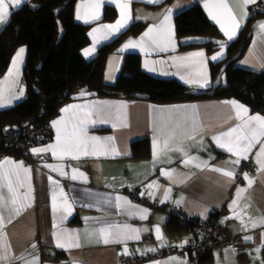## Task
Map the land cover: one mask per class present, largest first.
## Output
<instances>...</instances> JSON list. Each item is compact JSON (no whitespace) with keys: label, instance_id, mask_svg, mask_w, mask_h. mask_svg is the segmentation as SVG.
<instances>
[{"label":"crops","instance_id":"crops-1","mask_svg":"<svg viewBox=\"0 0 264 264\" xmlns=\"http://www.w3.org/2000/svg\"><path fill=\"white\" fill-rule=\"evenodd\" d=\"M29 0H24L23 4ZM95 0H77L74 5V20L89 26V43L81 49L83 57L87 60L94 59L98 49L105 44L112 43L125 30L137 23H143V28L138 33H129L121 40L116 48L109 54L104 70V81L108 84L116 82L126 54H138L141 59L142 69L148 74L165 79H177L182 84L190 87L195 92H204L220 82H224L225 73L223 68L227 62L229 44L239 37L246 28L249 32L248 43L236 61L240 66L259 73H264V36L258 35L257 24L264 22V0H255L249 4L246 11L248 16L242 21L238 34L232 40H228L218 25L209 15L205 8L206 0H161L160 3L150 4L145 0H131V16L129 24L119 32L103 39L105 30L103 25L114 24L120 18V9L117 4L123 0H102L100 4L99 18L97 20L78 19V13L84 15L86 11L82 5L93 3ZM234 12L239 17L242 15L241 8L234 0H229ZM199 4L210 22L219 31V37L213 39L205 35H189L180 37L176 26V16L181 12ZM255 4L260 5V12L253 14L252 8ZM19 7L12 8V11ZM110 9V17L105 16V11ZM171 10V26L174 33L175 47H169L168 51L146 53L140 48H125L129 42H138L147 29L157 25L163 18L165 10ZM116 12V14H112ZM0 24V32L7 24ZM94 29H101L94 32ZM224 41V55L217 61L207 59L221 51L218 43L211 44L210 41ZM25 52L22 62L19 63V73L16 77L17 83L8 93L11 103L0 106V111L11 108L27 96V83L24 78V65L28 54L27 45L17 46L10 64L6 71L0 73V87L7 92L9 69L12 67L13 59L19 49ZM95 49L89 55L86 50ZM203 51L206 58V70L209 82L201 88L196 85L185 83L189 73H195V68L178 69L172 57H186L189 54ZM145 61L149 62L150 71L144 67ZM153 61L159 63L153 64ZM223 63L220 72L214 74L212 66ZM223 72V73H222ZM164 73H168L165 75ZM175 73V74H174ZM216 75V76H213ZM184 76L185 79H181ZM111 77V78H109ZM23 95H20V93ZM226 101H236L249 109V115L263 113L252 111L245 102L234 96L207 97L174 102H158L147 98H133L123 96L101 95L97 91L82 89L64 102L59 112L49 121L51 136L37 142L26 140L28 146L27 156H16L14 151L7 153L1 161L9 159L15 162H23L24 166L30 168V182L33 191L30 193L27 207L20 215L11 218L9 223V212H3L6 242L10 245L9 259L4 264H26L34 257H38V264H123L122 258L132 256V264H199L198 259L190 255L177 259H159L151 256L157 251L172 245H183L197 236L190 231L170 234L166 230V223L171 214L166 212L164 206H176L184 214L192 215L201 219L210 218L217 212V222L242 237L243 242L239 246L226 245L215 247L209 251L211 260L203 264H264V226L249 227V218L264 217V173L259 172L255 162V153L259 146L254 148L248 155V159L241 160L239 165L229 163L235 156L217 146L213 136L227 131L230 127L239 123L235 118V110ZM94 103H105L106 105L126 104L121 109V120L109 123H96L87 125V135L101 138L113 137L118 154L109 153L99 156H81L80 159L64 157L57 159L51 152L33 154L32 149L46 147L56 143V128L52 121L65 117L67 121L72 112L79 111L71 109L69 113L61 110L69 105H91ZM196 105L199 112L200 126L195 129V139H187L193 134L191 122L184 124L181 117L183 112H170L171 106ZM162 109H164L162 111ZM229 116L232 118L229 119ZM93 119H98L93 117ZM175 121H180L181 128L177 129V138L173 143H182L189 157L198 158L196 161L185 164L186 157L178 151H169L161 154L155 160L153 157V146L157 139L162 140L173 127ZM113 123L117 126L113 127ZM127 126H123L124 124ZM69 127L71 125L69 124ZM31 142V143H30ZM147 142L149 149H147ZM141 143V144H139ZM136 144V146H135ZM170 161V162H169ZM200 162H206V167H197ZM244 162H252L254 169L242 170ZM52 164L62 167L66 176L52 171L45 165ZM222 168L234 171V177L229 178L221 172L213 169ZM73 170L78 179L73 180ZM174 170V171H173ZM169 172L170 176L162 175ZM83 173V177L79 176ZM253 178L255 182L251 188L245 174ZM49 177L58 182L59 187L54 186ZM86 178V179H85ZM149 185H154L149 187ZM61 189L66 194L68 202L72 205L71 213L65 214L62 219L63 199ZM238 189H247L238 197ZM24 189H21L23 192ZM167 191V196L165 195ZM56 195V211L53 210V193ZM6 193V189H5ZM120 197L122 207L117 208L116 198ZM126 198L130 204H124ZM238 199V205H232L233 200ZM148 202L156 203L154 206ZM91 205V206H89ZM232 205V207H230ZM145 210H147L145 212ZM241 215L237 219L233 212ZM146 215V219L141 216ZM57 224L65 235H78L79 247L58 248L53 232L57 231L53 225ZM105 224L128 225L133 229H140L139 240H128L126 243L104 244L99 238L91 235L96 229ZM156 226H159L163 240L157 238ZM146 229V231H145ZM150 235L149 240L144 236ZM252 237L246 240L245 237ZM63 242V241H62ZM35 245V248L32 247ZM127 248L128 254H124ZM149 249H155L150 251ZM59 256V259L54 257Z\"/></svg>","mask_w":264,"mask_h":264},{"label":"trees","instance_id":"trees-1","mask_svg":"<svg viewBox=\"0 0 264 264\" xmlns=\"http://www.w3.org/2000/svg\"><path fill=\"white\" fill-rule=\"evenodd\" d=\"M76 1L29 0L12 11L0 32L1 74L8 68L17 46L25 44L28 47L24 65L27 96L11 108L0 111V146L3 149L5 137L11 131H17L21 143L28 146L25 143L28 140L24 136L25 130L37 123L49 122L59 112L61 105L82 89L97 91L101 95L147 98L158 102L234 96L248 104L252 111L264 114V73L235 64L249 40L246 28L228 46L227 64L223 68L224 82L207 91L195 92L177 79L148 74L142 69L140 56L133 53L125 55L119 77L115 83L108 84L104 81V70L109 54L129 33H138L144 24L132 25L112 43L102 45L94 59L87 60L81 49L90 41L89 26L74 20ZM105 16L110 17V9L105 11ZM176 26L180 37L205 35L215 39L220 35L199 4L178 14ZM210 43L213 45L216 41L211 40ZM220 66L223 67V63L212 66L214 74L222 70ZM146 146L149 149L148 142ZM6 152L10 153L11 150L6 149ZM14 155L27 156V153L16 148ZM211 217L217 221V212ZM166 230L170 234L190 231L197 236L193 226L184 224L178 214H171ZM211 250L201 254L197 262L208 263ZM54 258L59 259V256Z\"/></svg>","mask_w":264,"mask_h":264},{"label":"snow or ice","instance_id":"snow-or-ice-1","mask_svg":"<svg viewBox=\"0 0 264 264\" xmlns=\"http://www.w3.org/2000/svg\"><path fill=\"white\" fill-rule=\"evenodd\" d=\"M24 0H0V24L7 22L10 15V10L12 8L19 7ZM115 2V0H113ZM145 2L150 4L160 3L161 0H145ZM102 0H95L93 3L82 5L85 9H91V11H86L84 15L78 13V19H84L85 22L89 20H97L99 18V8ZM131 0H123L122 3L117 4L120 9V18L110 25L101 26L105 30L103 39H107L109 36L119 32L121 29L125 28L130 20ZM241 8L242 15L239 17L234 12L229 0H206L205 8L208 10V15L218 24L224 35L228 40H232L238 34V30L241 27L242 21L248 16L246 11L249 4L255 3V0H234ZM171 10H165L163 18L159 24L153 25L147 29L140 37L138 42L129 41L124 47L125 48H140L141 51L149 53L150 51L164 52L168 51L169 47H175L174 33L171 26ZM101 29H94V32L100 31ZM258 35L264 36V22H258L257 24ZM219 44L221 51L208 57L211 61H217L221 56L224 55L225 42L216 41ZM95 49H90L85 51V55H89L90 52ZM25 52L24 48L18 50L16 56L13 59L12 67L9 69L8 76L5 80L8 82L7 92L4 88L0 87V106H4L5 103H11V98L8 93L11 92L12 87L17 83L16 77L19 73L18 65L22 62V57ZM178 69H189L195 68V73H189L187 79L181 76V79H185V83L196 85L198 87H205L208 82V73L206 70V58L203 51H198L186 57H172L171 58ZM153 64L159 63L158 61H153ZM144 67L150 71H155V67L149 68V62L145 61ZM167 75L168 73H164ZM175 74V73H174ZM111 78V77H109ZM3 83V82H0ZM20 95H23L21 92ZM226 104H230L235 110V118L239 120L235 126L230 127L227 131L220 132L219 134L213 136V140L216 142L217 146L224 149L228 153L235 156L234 160L229 161L234 165H239L241 160L248 159L249 153L252 152L254 148L259 146V150L255 153V162L259 166L258 171L264 173V116L259 114L249 115V109L245 106L239 104L236 101H226ZM127 105L119 103L117 105H106L105 103H94L91 105H69L62 109L64 113H69L71 109H78L79 111L72 112L71 117L66 121L65 117H61L59 120L52 121V126L56 128L57 136L56 143L47 145L42 148L32 149L33 154H39L42 152H51L53 157L57 159H64V157H71L73 159H80L81 156H99L108 155L109 153L118 154L114 144L113 137L101 138L97 136L87 135V125L96 123H109L113 120H121V109L126 108ZM164 109H162L163 111ZM170 112H183L181 119L184 124L191 122L193 134L188 135L187 139H195V129L200 126L199 122V112L196 105H185V106H171L167 109ZM98 119H93V117ZM232 117L229 116V119ZM69 124L71 127H69ZM117 124L113 123V127ZM123 126H127L125 123ZM181 128L180 121H175L173 127L168 131L167 135L164 136L162 140L157 139L153 146V157L154 162L157 160L161 154H166L169 151L181 152L186 159L184 163L190 164L196 161L198 158L189 157L187 151L185 150L182 143H173L177 138V129ZM170 162V161H169ZM52 171L58 172L62 176H66L67 173L63 171L62 167L58 165L47 164L45 165ZM206 162H200L197 167H206ZM217 172H221L224 176L232 178L234 177V171L222 168L213 169ZM174 171V170H173ZM30 168L24 166L23 162H15L9 159L0 161V264H4V261L9 259L10 245L6 242V233L3 231L4 227V217L3 212L7 210L9 212V220L14 216L21 214L23 210L27 207H31L28 203L30 193L33 191L30 182ZM78 170H73V175L71 179H78L76 174ZM162 175L170 176L169 172H162ZM80 177H83V173H79ZM50 182L59 187L58 182L51 177H49ZM86 179V178H85ZM245 179L248 180V187L251 188L255 180L245 174ZM154 185H149L153 187ZM6 189V193H5ZM21 189H24L21 192ZM247 189H238L237 195L240 196L241 193L246 192ZM167 196V191L165 193ZM61 197L63 199V212L62 219L66 218L65 214L71 213L72 205L68 202L66 194L63 193L61 189ZM120 197L116 198V207H122ZM53 210L56 211V195L53 193ZM239 200L235 199L232 205H238ZM124 204H130L129 201L124 199ZM230 205V207H232ZM91 206V205H89ZM147 210H145L146 212ZM233 215L237 219H242L241 215L237 212H233ZM141 218L146 219V215L141 216ZM249 227H259L264 226V217L249 218ZM54 228L57 231L53 232V236L56 239V247L58 248H71L79 247V237L78 235H65L63 230L59 229V226L54 223ZM140 229H133L128 225H116V224H105L104 226L96 229L91 235L99 238L100 242L104 244L108 243H126L128 240H139L140 239ZM146 231V229H145ZM157 238L163 240L160 233L159 226H156ZM246 240H251L252 237H245ZM63 241V242H62ZM35 248V245H32ZM154 251L155 249H149ZM124 254H128L127 248L124 249ZM175 259V258H173ZM26 264H38V257H34L31 261L26 262ZM159 264V262H157Z\"/></svg>","mask_w":264,"mask_h":264},{"label":"built area","instance_id":"built-area-1","mask_svg":"<svg viewBox=\"0 0 264 264\" xmlns=\"http://www.w3.org/2000/svg\"><path fill=\"white\" fill-rule=\"evenodd\" d=\"M253 14L257 15L260 12V5L255 4L252 8ZM51 130L49 122L45 124L37 123L34 126L28 127L25 130L24 136L26 139L37 142L42 139L50 138ZM6 145L3 147L0 146V160L7 154L6 149L15 151L16 148H19V151L22 153H27V149L23 143H21L20 134L17 131H11L5 137ZM15 146V147H13ZM13 147V148H12ZM242 170L245 169H254V164L252 162H244L242 164ZM153 204L156 203L148 202ZM163 209L169 214H178L181 217V220L184 224L193 226L197 237L193 240H190L183 246L173 245L169 246L166 249L157 251L151 257L159 259H177L190 255L192 258L197 259L205 251L225 246L229 244H241L243 242L242 237L233 231L221 227L217 223L214 217L208 219L197 218L192 215L184 214L182 210L176 206H164ZM150 235L144 236V239L149 240ZM134 261L132 256H127L122 258L123 264H132Z\"/></svg>","mask_w":264,"mask_h":264},{"label":"clouds","instance_id":"clouds-1","mask_svg":"<svg viewBox=\"0 0 264 264\" xmlns=\"http://www.w3.org/2000/svg\"><path fill=\"white\" fill-rule=\"evenodd\" d=\"M50 136H51V135H50ZM1 160H2V159H1ZM1 160H0V161H1Z\"/></svg>","mask_w":264,"mask_h":264}]
</instances>
